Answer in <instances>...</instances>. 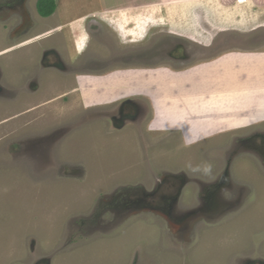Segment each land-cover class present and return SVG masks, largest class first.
Listing matches in <instances>:
<instances>
[{"label":"rangeland","instance_id":"1","mask_svg":"<svg viewBox=\"0 0 264 264\" xmlns=\"http://www.w3.org/2000/svg\"><path fill=\"white\" fill-rule=\"evenodd\" d=\"M37 1L0 0V264L264 261V165L236 143L264 135V32L247 33L264 25V0H55L49 17ZM205 21L225 32L219 52L210 63L174 61L173 46L191 44L161 30L188 28L195 38ZM143 29L151 32L141 38ZM130 42L144 63H165L109 68ZM47 51L52 65L42 63ZM86 58L102 78L85 73ZM142 93L143 119L113 126L121 99ZM229 161L237 188L222 195L234 203L242 193L236 208L185 227L148 210L110 209L120 190L154 192L170 172L188 183L216 177ZM189 184L182 212L198 202Z\"/></svg>","mask_w":264,"mask_h":264},{"label":"flooded vegetation","instance_id":"2","mask_svg":"<svg viewBox=\"0 0 264 264\" xmlns=\"http://www.w3.org/2000/svg\"><path fill=\"white\" fill-rule=\"evenodd\" d=\"M152 20L153 22L151 23V25H154L156 27L158 23L156 22L154 23L153 18ZM198 20H199V17H197V22ZM104 22L105 24H107V22L110 23V18H104ZM204 23H203L204 28L200 27V30L196 29L195 38H193L189 34L188 28L181 29L179 35L171 32V31H174L173 29L164 30V31L161 30L159 35H163V34L171 35L172 34L175 37L179 36L181 38H184L188 44L189 43L191 44V47L188 45H185V46L177 45V44L174 45L173 50L175 51V49H177L175 52H178L177 55L172 54V59L174 61H180L184 64L188 60L192 63H195V65L200 64V63H206V62L210 63L208 60L211 57H213L214 54L219 52L218 51L219 46L217 45L218 43L216 42V40H219V33H225V32L221 29H218V27L212 26L209 23V21H205ZM162 26L164 27V26H170V25L164 22ZM132 29H131V33H128L126 31L130 37H132L131 36L132 31H133ZM190 30H192L193 32L192 28ZM101 31H105V35H108L109 33V31L106 29L101 30ZM150 32L151 31L149 29L147 30L143 29L142 31L143 36L141 38H144L145 35L147 37ZM214 32H217L216 34V36L218 35L217 39H216V36H213L215 35ZM232 32H235V31H232ZM250 32L253 34L264 32V25H261V24L256 25L255 27L247 31V33H250ZM204 33H206L207 36L210 38L209 39L206 38ZM238 34L240 35V33ZM137 35H135L136 41L141 39L140 37H137ZM109 36L111 40V44L110 43L109 44L111 45V47H114V45H116L117 43H115V39L113 38L112 34ZM232 39L234 40V42H232ZM246 40L248 39H246L243 36L242 41L245 42ZM229 42L233 43L234 45L237 44L234 37H231L229 39ZM110 45H107V47ZM259 47L261 46L259 45ZM92 48H93L92 46L88 48L90 51L86 49V52H85L86 55L92 54V51H91ZM128 48L130 50H127V53L124 56H122V58L121 57L116 58L115 62L108 64L109 68H110V65H113V64L115 65L118 63V61H120L121 63H123L124 65L130 68L138 67V66H146V65H147L146 67H149L152 64L160 65L161 63H165L166 61V59H163V56H159V58H161L160 60H157V61L150 60L151 61L150 63L148 62L144 63V58L137 55L139 51V47H137L135 44L133 45V43L130 42V44L128 45ZM241 48L245 49L244 46H241ZM120 50L122 51L123 48H121ZM48 52L49 51H47V53H45V55L43 56L42 63L43 64L45 63L46 65H52V63H50V59L51 58L54 59L55 54L52 52H49V53ZM47 54L48 56H46ZM113 54H116V49H115V53ZM93 55L94 56L96 55L94 51H93ZM204 57H206L205 61L203 60ZM46 58H48V60H46ZM97 58H99L104 63H105V60L107 59V57H104L103 55H100V54H99V57ZM140 63H143L145 65L140 64ZM105 66L106 65H102V67H105ZM84 67L87 69V71L85 72L86 74L92 75V77L99 76V78H102L98 74L102 72L101 68H99V66L97 67L95 66V63L92 58H86L84 62ZM59 69H61V71H64L62 68H59ZM105 70H106V67L103 68V71ZM2 92L5 93V90L3 89ZM7 93H9L8 90H7ZM144 97L146 96L142 93V94H137L133 96H126V98L121 99V103H120L121 105L117 108L116 112L113 113V114H118V116H112L111 118L112 120H110L112 125H113V121L114 122L125 121L129 123L130 121H133V122H138L139 120L141 121L144 117L143 113L145 109L141 107L142 104H139L135 100H138L140 102L142 98L145 100ZM123 128L124 126L121 129ZM253 136H254L253 138L250 137L249 139H246V140H241V141L237 140L236 143H245L246 150L254 153L259 158L260 162L264 165V135L261 136V135L256 134ZM15 154L18 155L17 152H15ZM230 164H231V161L227 163L228 166H226L223 169L224 171L216 177L205 178L203 176H200V177L191 176V178H189L190 179L189 183L195 182L194 188L198 190V193H197L198 202L194 203V201H192L193 202L192 206L186 209V212L189 211L191 213L182 212L181 210H183L184 207H182L180 203V200L182 196L184 195L185 187L190 185L188 183L189 180L186 179L182 175V173L171 174L172 172L166 173L164 175L161 183H159L158 187L156 188L154 192L152 191V192L146 193V192H142L140 189H135V190H131L132 194L130 198H125L122 195L126 193L128 190L127 189L120 190L115 195H112L111 199L114 203L111 204L110 209L111 211H114L115 213L120 212L123 214H127V213L134 212V211H139V210H148V211H152V212L160 213L164 215L169 220H171L172 221L171 223L174 225L185 227L188 221L192 218H195L196 215L198 214L204 215L205 213H215L217 211L225 212L232 208H236L241 205V202H239V200L242 197V193H238L234 197V203H229V202L225 203L226 193L222 195L223 191L225 190H231V189L233 190L237 188L234 185L235 180L231 176ZM239 188L243 190L246 187L244 185H240ZM136 191H139L141 196H136L137 194H134V192ZM175 212H180V214L174 215Z\"/></svg>","mask_w":264,"mask_h":264},{"label":"trees","instance_id":"3","mask_svg":"<svg viewBox=\"0 0 264 264\" xmlns=\"http://www.w3.org/2000/svg\"><path fill=\"white\" fill-rule=\"evenodd\" d=\"M252 2L255 1L253 0ZM36 8L40 16L49 17L55 11L56 8L55 0H38L36 3Z\"/></svg>","mask_w":264,"mask_h":264},{"label":"water","instance_id":"4","mask_svg":"<svg viewBox=\"0 0 264 264\" xmlns=\"http://www.w3.org/2000/svg\"><path fill=\"white\" fill-rule=\"evenodd\" d=\"M0 77H1V73H0ZM2 91H3V87L0 85V94L2 93ZM36 264H49V263L46 260H41ZM246 264H264V262L261 260H251V261H247Z\"/></svg>","mask_w":264,"mask_h":264},{"label":"clouds","instance_id":"5","mask_svg":"<svg viewBox=\"0 0 264 264\" xmlns=\"http://www.w3.org/2000/svg\"><path fill=\"white\" fill-rule=\"evenodd\" d=\"M38 157H39V156H38ZM44 161H45V160H44ZM44 161H43V162H44ZM263 262H264V261H263Z\"/></svg>","mask_w":264,"mask_h":264}]
</instances>
